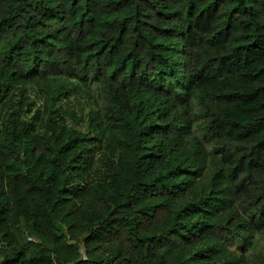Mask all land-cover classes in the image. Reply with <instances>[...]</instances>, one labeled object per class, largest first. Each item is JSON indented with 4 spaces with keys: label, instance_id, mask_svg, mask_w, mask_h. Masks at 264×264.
I'll list each match as a JSON object with an SVG mask.
<instances>
[{
    "label": "trees",
    "instance_id": "1",
    "mask_svg": "<svg viewBox=\"0 0 264 264\" xmlns=\"http://www.w3.org/2000/svg\"><path fill=\"white\" fill-rule=\"evenodd\" d=\"M82 251L264 264V0H0V264Z\"/></svg>",
    "mask_w": 264,
    "mask_h": 264
},
{
    "label": "rangeland",
    "instance_id": "2",
    "mask_svg": "<svg viewBox=\"0 0 264 264\" xmlns=\"http://www.w3.org/2000/svg\"><path fill=\"white\" fill-rule=\"evenodd\" d=\"M30 94V107L28 108L25 118L33 121L36 124V129L40 130L44 127L45 119L42 117L44 96L34 86L27 88ZM61 106L65 110L73 111L77 117V122H72L70 117H67L69 124L75 125L76 128L82 132L88 131V113L89 107L87 102L84 101L80 96L72 98L70 101H63L57 105ZM90 167V179L94 181L103 180L108 171L110 170V163H108L101 152L96 149L91 160ZM80 261L78 263L83 264L86 261L83 251L81 252ZM82 262V263H81Z\"/></svg>",
    "mask_w": 264,
    "mask_h": 264
}]
</instances>
